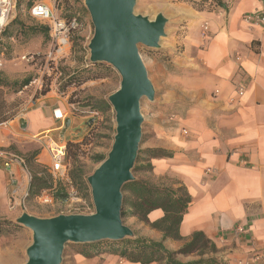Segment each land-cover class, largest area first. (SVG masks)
<instances>
[{"label": "crops", "instance_id": "crops-1", "mask_svg": "<svg viewBox=\"0 0 264 264\" xmlns=\"http://www.w3.org/2000/svg\"><path fill=\"white\" fill-rule=\"evenodd\" d=\"M194 13L193 28H197V33L193 46L197 57L191 63L195 70L189 82L193 88L190 93L193 106L184 125L188 131L186 150L181 152L182 149L161 141L149 140L146 144V149L159 148L173 154L172 158L149 160L156 180L166 175L176 177L191 198L179 228L182 240L167 239L163 244L176 251L198 231L215 245L216 257L222 258L228 251L235 258L248 257L252 250L264 251V24L245 19L251 14L264 16V0H233L222 12ZM17 20L25 26L42 25L31 18L26 22ZM204 26L206 37L203 29L199 31ZM12 29H7L8 33ZM13 39L12 33L0 40ZM23 41L22 57L30 58L47 50H43L45 40L41 35ZM25 78L32 79L26 89L37 83L30 95L34 105L25 109L21 118H16L17 113L6 126H0V148L11 154L8 149L12 147L20 152L26 144H37L43 148L37 161L50 168L51 160L42 136H63L65 141L80 142L84 124L93 123L95 118H79L70 112L67 99L71 90L62 94L51 84L48 92L40 95L37 94L40 77ZM238 89L243 90L242 95ZM54 110L64 116L63 121L54 118ZM67 119L69 127L63 132ZM108 152L104 149L98 155L106 158ZM206 169L212 171L208 176ZM29 181L28 172L18 162L11 163L7 169L0 167V220L15 223L21 215L19 207L25 201ZM162 216L158 209L147 217L153 222ZM239 225L246 228V236L234 232ZM141 227L139 236L154 241L162 239V233L143 223ZM220 235L226 243L218 241ZM10 248L3 251L7 256L0 257V264H15L9 258L17 251ZM177 258L183 263L197 259ZM93 263L133 264L114 255H105L102 262L95 259Z\"/></svg>", "mask_w": 264, "mask_h": 264}, {"label": "rangeland", "instance_id": "rangeland-1", "mask_svg": "<svg viewBox=\"0 0 264 264\" xmlns=\"http://www.w3.org/2000/svg\"><path fill=\"white\" fill-rule=\"evenodd\" d=\"M232 1L136 0L134 7L135 14L146 16L150 20H153L157 14L161 13L167 19L164 37L159 42V49L154 50L146 48L143 45H138V52L155 91L153 101L142 99L140 103L143 123L141 126L142 136L139 150L144 151L149 140H153L154 143L161 141L172 148H180L182 149L181 152L186 150L185 144L188 140V131L184 125H186L185 120L189 117L188 111L193 106V100L190 97L192 87L189 85V82L195 70L191 66V63L197 57V52L193 46V38L197 33V28H193V15H195L194 12L200 14L202 12H222L227 10ZM34 2L45 3L52 8L54 16L59 18L68 20L65 15L74 13V17L79 19L77 30L70 32V54L65 59L58 61L57 64L48 61L46 54L52 48V41L49 38L47 41H44L43 50L47 48L45 52L31 55L30 58H28V55H25L23 57H27L28 60L22 59L21 51L24 41L21 38L17 39V32L14 33V28H11L14 30V39L7 42L0 40V44L3 45L0 47V53L3 54L0 60L4 63V66L0 67V79L12 83L14 81H21L28 76L35 79L40 77L38 91L46 87L49 89V86L53 84L59 92V88L65 80L61 78L60 70L63 68L74 70L84 67L81 63L74 60L75 57L81 56L80 52H72L74 36L80 38L78 43L86 49L85 56H83L84 59H87L88 65H94L88 60L89 52L87 49L88 42L93 35V26L82 0H7V5H4V8L7 10L6 21L0 27V32L14 19H19L23 22L30 21L29 9ZM219 3L223 4V9L218 7ZM81 8L85 9V13L80 11ZM201 30L202 28L199 31L201 32ZM98 65L107 67L108 70H104V68L93 69L94 67H92V72L99 75L100 78L87 80L80 87L70 86L66 88L63 94L71 90L68 93V103L69 100L79 101L86 97H92L97 100L102 99L107 102V98L119 88L120 77L117 72L107 64L98 63ZM35 70H39V72H35ZM36 84L32 88L22 89V92L17 94H13L10 90L6 89L0 90L1 115L4 113L13 115L14 117L20 110L25 108L28 101L33 99L30 95ZM69 104L77 108L76 103ZM78 111L74 116L79 118L90 116L88 110L78 109ZM70 112L72 113V110ZM91 125V127H88L84 124L85 130L79 137L81 139L80 142L66 141L67 143H81L77 153L79 154V161L83 165L82 169L86 177L92 174L94 169L99 165V163L94 161V156L102 153L104 149L110 151L115 135L114 112L112 108L110 107V110L106 113L97 116ZM183 131L187 132L184 133ZM36 149L40 152V149L43 148L37 144H26L22 146L20 152L25 154ZM8 152L14 155L13 151L9 149ZM139 165L145 166L146 163L141 162ZM132 174L135 179L147 180L151 183L161 182L171 185L172 183L179 182L172 175H166L156 180V177L152 174V170L132 171ZM68 204L47 207L40 205L36 199H32L24 201L23 205L19 207V213H27L38 218H51L60 214L89 215L94 211L90 190L88 198H82L81 203L73 202ZM122 222L134 234L140 235L142 232L143 228H140L141 222L137 218H123ZM20 227L21 231L14 236L0 237V257H6L7 254L6 252L3 253V251L7 248L11 250L10 247H12L17 252L13 253L9 261L15 264H23L26 261L25 249L31 243V232L22 226ZM80 245L68 243L64 248L61 264H96L93 263L95 259L102 262L103 256L110 255L103 248L100 254L91 258H84L76 254L80 249ZM194 257L197 258V256Z\"/></svg>", "mask_w": 264, "mask_h": 264}, {"label": "water", "instance_id": "water-1", "mask_svg": "<svg viewBox=\"0 0 264 264\" xmlns=\"http://www.w3.org/2000/svg\"><path fill=\"white\" fill-rule=\"evenodd\" d=\"M93 26L89 62L104 63L120 77L119 88L107 98L114 112L115 135L106 158L87 176L93 213L38 218L22 213L15 223L31 232L23 264H61L65 246L134 238L121 218L122 187L135 180L132 171L139 151L142 99L154 100V87L138 45L157 50L167 19L134 13L136 0H82ZM24 127V126H22ZM69 120L63 123V132Z\"/></svg>", "mask_w": 264, "mask_h": 264}, {"label": "trees", "instance_id": "trees-1", "mask_svg": "<svg viewBox=\"0 0 264 264\" xmlns=\"http://www.w3.org/2000/svg\"><path fill=\"white\" fill-rule=\"evenodd\" d=\"M220 9L224 8L223 4L219 3ZM80 11L85 13V9ZM67 21L75 18L74 13L65 15ZM76 19V18H75ZM79 22V19H76ZM14 27L20 38L28 39L32 36L41 35L45 41L49 39V28L45 25L25 26L17 19L13 21L8 28L0 33L1 37L11 36L7 29ZM16 28V29H15ZM74 46L72 52H80L81 56L75 57L74 60L81 63L84 67L80 69L67 70L65 68L60 70L61 78L64 82L59 88V93H64L65 89L74 86L80 87L87 80L100 78L91 69L108 70L107 67L94 64L88 65L87 59H84L86 49L81 47L78 43L80 38L74 36ZM1 52V51H0ZM84 55V56H83ZM84 59V60H83ZM31 78H25L21 81L12 83L5 82L0 79V90H10L13 94L21 92L30 82ZM48 88H44L37 94L44 95L48 92ZM69 103H76L77 108L72 110V114L76 115L78 109H85L88 112L94 111L98 115H102L110 110L109 104L102 99H94L86 97L79 101H71ZM0 112V124L11 120L13 115L4 114ZM88 127L92 125L88 123ZM81 143H67L66 147V162L68 163V179L70 184L76 190L79 197L87 199L89 188L86 183V175L82 169V164L79 161V154L77 153ZM9 150L22 159L24 167L29 174L30 181L27 190L25 201L36 199L44 190H51L54 198L60 202H65L68 198L65 183L55 181L51 175L49 168L37 161L39 150L27 152L25 154L15 150L14 147ZM142 155V157H140ZM172 152H168L159 148L139 150L136 158L133 172L141 170H152L149 160L152 158H172ZM105 159L104 155H96L94 161L101 163ZM145 162V166H140L139 163ZM175 185V186H174ZM122 209L121 218H137L138 221L148 226L150 229L162 233L160 241H154L146 237L134 234V238H125L122 241H103L95 244H81L80 249L76 252L81 257L91 258L101 253L105 248L110 255L118 256L126 262L133 264H223L221 258L216 257L215 245L202 233L194 232L183 246L176 251L169 250L163 244L164 240L181 241L182 237L179 233L180 224L183 215L191 202V198L186 191V188L176 182L171 185L164 183H151L147 180L135 179L128 182L122 187ZM161 210L163 216L153 222L148 220V214L154 210ZM21 231L20 225L8 221L0 220V237L14 236ZM178 256H197L189 262H180Z\"/></svg>", "mask_w": 264, "mask_h": 264}, {"label": "built area", "instance_id": "built-area-1", "mask_svg": "<svg viewBox=\"0 0 264 264\" xmlns=\"http://www.w3.org/2000/svg\"><path fill=\"white\" fill-rule=\"evenodd\" d=\"M30 17L42 25H45L49 28V38L52 41V48L47 52L46 56L48 61L57 64L58 61L65 59L70 54V32L76 31L78 28V21L73 18L69 21L54 16L52 12V8L46 5L43 2H34L29 9ZM246 21L254 22L258 24H264V16L260 14H251L246 16ZM202 34L206 37L207 27L204 26L202 28ZM22 59L28 60L27 57H23ZM243 90L238 89V94L242 95ZM34 105V100L30 99L25 108L20 110L16 115V118H21L23 116V112L25 109L32 107ZM70 110H74V107L71 106ZM58 110H54V118L60 121L64 120V116L62 114L57 115L55 112ZM90 116L96 118L98 115L97 112L91 111L88 112ZM13 120V118L11 119ZM5 121L0 124V126H6L9 121ZM184 133L186 131H183ZM43 146L48 152L50 156V168L49 171L53 176L55 181H61L65 183L66 191L68 193V198L65 202H60L56 200L52 194L51 190L42 191L39 196L36 198L37 202L40 205L53 207L58 204H68L73 202H80L82 198L79 197L76 193L74 187L70 184L68 179V163L65 161L66 147L67 142L62 137L59 138H51L50 136L43 135ZM18 162L24 167L22 159H20L16 155L7 154L3 151H0V167L3 169H7L11 163ZM25 168V167H24ZM212 171L210 169L205 170V175L208 176ZM69 205V204H68ZM13 208V204L10 205ZM234 232L239 236H246L247 230L244 226H237L234 229ZM247 239V238H246ZM218 241L221 244L226 243V239L223 235L218 237ZM251 255L248 257H233L228 251L223 255L221 261L223 264H263L264 262V251L252 250Z\"/></svg>", "mask_w": 264, "mask_h": 264}, {"label": "bare ground", "instance_id": "bare-ground-1", "mask_svg": "<svg viewBox=\"0 0 264 264\" xmlns=\"http://www.w3.org/2000/svg\"><path fill=\"white\" fill-rule=\"evenodd\" d=\"M4 5H7V0H0V27L6 21V12H7V10L4 8Z\"/></svg>", "mask_w": 264, "mask_h": 264}]
</instances>
